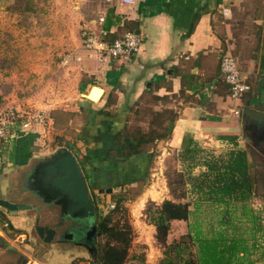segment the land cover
Here are the masks:
<instances>
[{"label":"crops","instance_id":"0c3cea01","mask_svg":"<svg viewBox=\"0 0 264 264\" xmlns=\"http://www.w3.org/2000/svg\"><path fill=\"white\" fill-rule=\"evenodd\" d=\"M108 1L110 5L98 12L105 13L104 26L109 24L105 27L114 30L112 36L127 30L139 33L142 37L139 51L129 59L105 58L101 62L94 51L80 50L73 65L84 77L82 95L87 98L53 112L45 126L43 123L18 130L11 139L0 143V183L12 181L13 186L17 185L15 188L20 187L19 193L9 192L8 197L2 195L7 192L2 186L0 197L22 202L26 189L21 187L26 178L22 175H28L31 164L44 154V148L40 147L49 136L47 127L53 129L55 125L60 133L66 131L74 112L85 111L87 122L76 137V145L65 147L78 153L89 191L114 194L122 187L141 183L147 177L148 164L157 147L165 155L175 152L176 159L177 152L187 149L193 140L216 154L243 147L246 142L252 143L250 154L264 149V141H253V127L247 128L254 121L242 113L244 107L264 111V0L252 18L257 24V43L240 70L251 89L237 101L229 98L220 71L224 49L221 35L227 31L229 21L237 20L236 6L248 8L245 3L249 0H133L131 4ZM222 7L229 10L228 15L221 14ZM98 13L88 24L94 23ZM221 15L229 21L222 20ZM94 86L101 93L93 90ZM148 91L167 99L175 96L176 115L167 125L163 123L165 130L158 135L127 137L124 128L130 109ZM234 109H240L241 113L236 115ZM19 127V122L13 125L14 129ZM140 138L148 140L141 142L136 153L124 157L127 147ZM149 143L150 147H146ZM108 187L112 190L106 191ZM252 202L255 207L264 206L260 197ZM2 211L5 214L9 210ZM23 211L14 210L10 221L19 217L23 224L19 227L11 221V228H23L28 223L26 214L20 213Z\"/></svg>","mask_w":264,"mask_h":264},{"label":"rangeland","instance_id":"374dc122","mask_svg":"<svg viewBox=\"0 0 264 264\" xmlns=\"http://www.w3.org/2000/svg\"><path fill=\"white\" fill-rule=\"evenodd\" d=\"M109 5L108 0H0V108L13 106L25 112L42 111L47 117L45 126L53 112L67 109L80 98H87L82 95L81 82L84 77L73 64L82 50L81 31L84 25ZM245 5L248 8L236 6L239 11L235 22L221 15L222 20L229 21L227 31L221 35L222 55L230 53L234 56L239 70L246 65L245 60L257 43V24L252 18L263 3L262 0H249ZM174 98L159 97L151 91L143 94L130 109L124 128L125 136L149 137L165 130L167 122L176 115L178 104ZM73 116L71 126L62 133L55 129V125H52L53 129L47 127L49 136L40 147L45 150L42 157L59 147L76 145V137L83 132L87 122V113L74 112ZM62 121L67 122V119L63 118ZM65 136H70V139H65ZM150 144L146 147H150ZM251 144L246 142L243 147L249 150ZM154 150L147 177L141 183L122 187L114 194L104 190L89 191L96 212L95 219L107 213L104 209L106 203L122 200L121 206L125 209L122 220L126 218L133 228L126 264H157L161 257V249L153 237L154 227L146 222L143 210L149 200L159 203L164 198H174L167 187V176L175 178L180 165L175 152L165 155L158 147ZM42 157L35 158L31 166ZM251 158L257 165L261 179H264V149L253 152ZM198 171L199 168L194 169L195 173ZM24 177L21 187L35 194L29 188V175L23 174ZM13 184L12 181L6 182V185L0 183V190L3 191L2 186H5L7 191L2 195L9 197V192L15 194L17 185ZM263 189L262 183L260 191ZM45 206L49 211H43L45 215L37 224L42 225L44 221L48 223L55 218V224L53 221L50 223L55 225L58 232L66 231L65 224L60 221L63 218L60 208L57 205ZM20 213L26 214L28 223L23 228L10 226L5 230L4 237L0 236V264L97 263V251L103 243L102 234H97L90 250L70 242H44L36 233L33 213L28 210ZM115 217L113 215L114 220ZM11 221L19 227L23 224L19 217H13ZM186 231V221H172L167 241L179 238ZM258 264H264V259Z\"/></svg>","mask_w":264,"mask_h":264},{"label":"trees","instance_id":"16d2710c","mask_svg":"<svg viewBox=\"0 0 264 264\" xmlns=\"http://www.w3.org/2000/svg\"><path fill=\"white\" fill-rule=\"evenodd\" d=\"M147 140L140 138L128 146L124 157L136 153L141 142ZM251 153L236 146L216 154L194 140L187 149L177 152L180 169L175 178L167 176V187L174 198L159 203L149 200L143 210L161 249L157 264H258L263 260L264 206L255 207L252 201L264 197V189L260 191L264 179ZM195 168H199L197 173ZM121 202L118 199L102 218L97 216L103 243L96 264L127 262L133 228L126 218L122 220L125 209ZM174 220L186 221L187 231L168 242Z\"/></svg>","mask_w":264,"mask_h":264},{"label":"water","instance_id":"95a60500","mask_svg":"<svg viewBox=\"0 0 264 264\" xmlns=\"http://www.w3.org/2000/svg\"><path fill=\"white\" fill-rule=\"evenodd\" d=\"M242 113L254 121L252 125L247 126L248 129L253 127V141H264V111L244 107ZM249 140L251 141L252 138ZM28 175L29 188L43 204L57 205L61 214L70 218L94 219L96 213L89 195L88 183L81 171L79 159L71 149L59 147L42 157L35 162ZM111 190V187L106 189V191ZM0 207L23 211L32 209L33 205L0 197ZM35 230L44 242H50L55 233L54 228L39 225L37 222Z\"/></svg>","mask_w":264,"mask_h":264},{"label":"built area","instance_id":"2783aa9c","mask_svg":"<svg viewBox=\"0 0 264 264\" xmlns=\"http://www.w3.org/2000/svg\"><path fill=\"white\" fill-rule=\"evenodd\" d=\"M125 4L133 3V0H115ZM229 10L226 7L221 8V14L228 15ZM105 13H98L94 23H86L81 31V45L83 49L94 51L99 61L105 58L110 59H129L139 51L142 37L134 31H124L119 36H112L113 29L104 26ZM220 71L224 82L228 87V96L231 100H239L245 93L250 91L251 87L242 77L237 64V60L230 53H225L220 57ZM236 115L241 113L240 109H234ZM46 114L42 111H21L17 107L5 106L0 108V143L11 139L18 130H24L33 125L43 124ZM20 123L18 129L13 125ZM114 202H108L105 205V211L114 208ZM14 210L5 213V219L0 221V235L3 236L5 230L11 226L10 218ZM105 214V213H104Z\"/></svg>","mask_w":264,"mask_h":264},{"label":"flooded vegetation","instance_id":"af4514ba","mask_svg":"<svg viewBox=\"0 0 264 264\" xmlns=\"http://www.w3.org/2000/svg\"><path fill=\"white\" fill-rule=\"evenodd\" d=\"M19 188H16V193L20 192ZM24 191L25 193H24V196H22L23 198L22 202L33 205V208L28 209V211L33 213L31 215H33L32 216L33 225H35L37 220L39 219L41 220V218L43 217V214L45 215L43 211H46L47 208L45 204H42L39 201L40 199L35 194L28 191L27 188ZM48 211L49 210H47L46 213ZM62 217L63 218L60 221H62V224H65L66 228L64 229H66V231L58 232L57 228L54 225L55 218L50 219L51 221H53L52 223L54 224L50 223L51 221L48 223L44 221L43 222L44 224H42V225H47L48 227H52L55 229V233L53 237L51 238V241L52 242L56 241V242H61V243L70 242L71 244L76 245L77 247L86 246L87 250L88 249L90 250L94 239L97 237V234L98 235L100 234L97 219H95L96 215L94 219L84 218L80 220L76 218H70L67 215H63ZM56 235L58 236L56 237Z\"/></svg>","mask_w":264,"mask_h":264},{"label":"bare ground","instance_id":"6f19581e","mask_svg":"<svg viewBox=\"0 0 264 264\" xmlns=\"http://www.w3.org/2000/svg\"><path fill=\"white\" fill-rule=\"evenodd\" d=\"M93 90L99 91V92L101 93L100 88L97 87V86H94V87H93ZM93 90H92V91H93ZM91 93H92V92H90V93L88 94L90 97H91Z\"/></svg>","mask_w":264,"mask_h":264}]
</instances>
